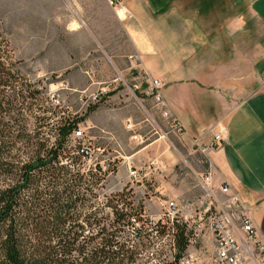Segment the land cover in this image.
<instances>
[{"label":"rangeland","instance_id":"1","mask_svg":"<svg viewBox=\"0 0 264 264\" xmlns=\"http://www.w3.org/2000/svg\"><path fill=\"white\" fill-rule=\"evenodd\" d=\"M161 1L163 4L166 2ZM194 1L198 3L200 0ZM47 7V0H0V23L3 28L1 45L5 46L7 65L24 83L20 88L26 90L27 85L31 84L33 89L41 91L35 105L27 112L38 118L51 116L50 125L56 124L60 118H66L70 122L80 121L77 128L80 125L91 128L87 131L88 138L92 140L91 146L87 144L91 157H80L75 152L81 142L72 134L67 139L68 148L74 151L71 154L73 159L68 162L72 163V171L61 184L57 208L61 220L67 223L64 231L75 234L78 232L77 226L81 225L82 231L90 237L96 235L100 228L109 231L119 228L112 204L129 209L128 204L132 202L136 207L142 206L145 213L140 224L127 226L123 234L124 241L138 247L137 252L141 254L134 264H166L173 262L175 256L183 258L188 254L193 256L195 264H210L214 244L210 232H206L203 237H196L191 227L182 225L181 231H178V248H175V224L160 218L167 213L170 201L178 202L179 205H192L189 211H195L193 204L205 195L201 180L211 172L205 151L213 150L223 143L211 147L213 142L207 145L199 141L200 147L197 148L185 136V128L181 135L168 132L167 120L162 117L154 99L145 94L153 78L144 73L136 80V68L123 74L116 71V68L130 66L129 60L122 65L107 61L106 65L111 69L107 68L110 71L106 76L99 75L96 68L99 63L84 74L83 64H76L75 61V54L80 48L91 49L92 55L105 56L104 51L111 52L109 44L116 42L113 36L115 24L110 20L104 24V10L97 17L85 18H96L99 26H103V31H97L92 24L90 28L93 26L95 31L92 34L89 30L86 36L67 34L62 42L56 44L63 50L54 51V57L50 59V52L43 51L45 40L50 41L61 33L65 26L58 25V22L62 23L66 19H42L43 11L48 13ZM241 8L245 9L246 6ZM233 11L234 7L226 8L224 14L232 15ZM217 12L218 8L210 11L212 14ZM213 21L210 18V22ZM77 26L78 22L68 24L66 29L70 32ZM33 36L38 38L41 48L35 53L29 51ZM78 46L76 52L75 47ZM101 89L107 90L106 96L95 100L94 96ZM40 100L45 101L43 107L53 114L39 110L42 104ZM171 116L176 119L172 111ZM36 121L33 118L28 123L34 127ZM129 122L133 125L131 129ZM219 131L210 128L207 134L213 137ZM134 136L142 139L143 143L135 140ZM192 150H197V153L194 154ZM19 155L27 159L22 151ZM129 167L138 171L136 179L131 177ZM78 173H81V177L76 176ZM73 175L75 180L71 181ZM174 194L180 200L175 199L177 197ZM164 230L165 234L162 233ZM181 233L184 236L179 239ZM179 248L186 249L180 252ZM77 254L73 253V257L76 258Z\"/></svg>","mask_w":264,"mask_h":264},{"label":"crops","instance_id":"2","mask_svg":"<svg viewBox=\"0 0 264 264\" xmlns=\"http://www.w3.org/2000/svg\"><path fill=\"white\" fill-rule=\"evenodd\" d=\"M200 1H169L162 7L152 0H120L113 5L109 0H47L48 13L43 11L41 18L66 20L58 22L65 28L45 40L43 51L53 59L54 51L63 50L56 44L67 34L86 36L88 30L95 32L93 26L103 31L96 18H85L104 10V24L110 20L116 29L111 52L92 55L91 49L77 52L79 46L75 47L76 64H83L85 74L99 63V75L106 76L111 69L107 61L122 65L129 60L130 66L116 68L118 74L136 68V80L147 73L160 81L168 107L193 146L198 139L211 144L207 131L220 129L227 142L205 151L212 187L230 184L248 202L264 242V0ZM232 7V15L226 16L225 9ZM213 8L219 12L210 13ZM76 22L68 32L66 26ZM38 42L33 36L31 53L41 49Z\"/></svg>","mask_w":264,"mask_h":264},{"label":"trees","instance_id":"3","mask_svg":"<svg viewBox=\"0 0 264 264\" xmlns=\"http://www.w3.org/2000/svg\"><path fill=\"white\" fill-rule=\"evenodd\" d=\"M152 2L164 7L168 0H163L164 4L161 0ZM20 86H24L21 77L9 66L0 65V264L136 263L141 255L138 247L125 242L123 234L127 226L143 221L142 206L136 207L132 202L128 204L129 209L110 205L120 226L114 230L100 228L90 237L81 225L75 234L64 231L67 223L57 214L58 193L72 171V163L68 162L73 159L74 151L68 148L67 139L80 121L60 118L50 125L51 116L32 115L27 111L35 105L41 91L33 89L31 84L26 90ZM40 102L41 112L52 113L43 107L45 101ZM33 118L37 119L34 127L28 123ZM21 151L27 159L20 157ZM76 176L81 177V173ZM73 179L75 175L70 178ZM174 226L178 248V231L183 226ZM183 236L181 233L179 239ZM179 249L183 252L186 248ZM175 258L166 264H176L180 256Z\"/></svg>","mask_w":264,"mask_h":264},{"label":"built area","instance_id":"4","mask_svg":"<svg viewBox=\"0 0 264 264\" xmlns=\"http://www.w3.org/2000/svg\"><path fill=\"white\" fill-rule=\"evenodd\" d=\"M119 1L109 0V3L113 5ZM2 29L0 23V65L8 66L5 60V46L1 45L3 42ZM130 58L137 59V57ZM161 88L162 84L158 80L152 79L149 81V87L145 94L154 99L162 117L167 120L168 132L181 135L184 127L172 118L170 108H168L161 93ZM106 94L107 90L101 89L100 93L94 96V99L106 96ZM132 126L130 124L129 128L131 129ZM89 130L91 128L88 126L80 125L72 132L73 137L81 142L76 153L84 158L91 157L88 147L92 144L91 138H88L87 131ZM134 139L143 143L142 139H138L137 136H134ZM198 142L199 139L194 143L197 148L200 147ZM225 142H227L225 136L222 135V131H219L213 134L211 147ZM129 168L131 177L136 179L139 176L138 171L133 167ZM210 176L209 173L201 180L205 195L193 204L195 211H192L194 213L189 211L192 205L180 204V206L178 202L170 201L166 208L167 213L160 220L167 219L172 224L187 225L193 229L196 237H203L206 232H210L212 240H214L210 264H264V242L259 238L255 224H253L251 206L232 189L230 184H224L214 189ZM175 257L174 261L176 260ZM176 264H195V262L193 256L188 254L180 258Z\"/></svg>","mask_w":264,"mask_h":264}]
</instances>
